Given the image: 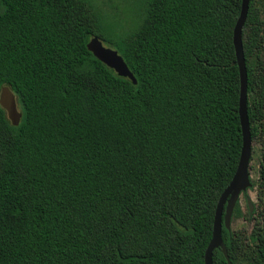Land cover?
Segmentation results:
<instances>
[{"label": "trees", "instance_id": "1", "mask_svg": "<svg viewBox=\"0 0 264 264\" xmlns=\"http://www.w3.org/2000/svg\"><path fill=\"white\" fill-rule=\"evenodd\" d=\"M241 0H144L111 31L85 0H0V264H203L241 148L232 29ZM264 0L241 29L250 140L264 187ZM97 37L135 79L87 50ZM243 195L246 192L242 193ZM221 227L231 264H264V199ZM212 264H226L219 249Z\"/></svg>", "mask_w": 264, "mask_h": 264}, {"label": "water", "instance_id": "2", "mask_svg": "<svg viewBox=\"0 0 264 264\" xmlns=\"http://www.w3.org/2000/svg\"><path fill=\"white\" fill-rule=\"evenodd\" d=\"M248 0H241L238 17L232 29V46L234 51V62L238 71V121L241 134V148L238 162L234 174L229 183L219 195L213 213L211 237L203 253V264H212L211 254L215 249H219L226 264H231L228 260L225 246L221 239V227L229 230L231 213L238 197L246 192L251 184L248 174V163L250 157V133L246 117V73L241 47V29L245 20ZM86 50L101 64L112 70L116 76L126 78L134 85L135 79L127 69L120 55L111 48L102 45L97 37H90L87 41ZM0 108L4 111L9 124L16 127L21 114L17 109L16 100L13 93L4 86L0 88ZM248 211L251 212V204L248 198L245 199Z\"/></svg>", "mask_w": 264, "mask_h": 264}, {"label": "rangeland", "instance_id": "3", "mask_svg": "<svg viewBox=\"0 0 264 264\" xmlns=\"http://www.w3.org/2000/svg\"><path fill=\"white\" fill-rule=\"evenodd\" d=\"M102 18V24L111 31H116L115 25L121 26L124 29H132L139 22L140 12L144 4V0H85ZM261 18L264 20V6L262 7ZM103 46L110 48L106 43ZM18 109V108H17ZM258 130L260 137H264V123L259 124ZM260 157V142L259 139L251 141L250 157L248 163V174L250 180L256 183L258 174V162ZM257 186L248 189L246 194H240L238 197V204L241 208L242 214L246 211L245 199L248 198L251 204V213H257L260 203L257 195H261L264 199V187L257 192ZM255 213L251 219L245 216L231 217L229 228L232 231L241 230L248 234L255 222Z\"/></svg>", "mask_w": 264, "mask_h": 264}]
</instances>
